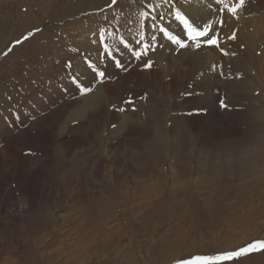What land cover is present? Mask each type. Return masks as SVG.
Returning a JSON list of instances; mask_svg holds the SVG:
<instances>
[{"label": "rangeland", "instance_id": "obj_1", "mask_svg": "<svg viewBox=\"0 0 264 264\" xmlns=\"http://www.w3.org/2000/svg\"><path fill=\"white\" fill-rule=\"evenodd\" d=\"M189 2L202 5L187 11ZM161 3V0H116L114 5L112 0H0V117L23 113L22 110L36 112L35 104L54 94L59 103L68 97L72 98L70 102H79L64 109L65 114L60 110L57 120L53 114L59 105L50 104L41 116L46 115L47 119L39 126L37 122L29 126L35 121L34 116L19 135H9L11 138L7 135L3 140L0 203L7 205V211L30 207V203L34 206L29 213L30 222L7 217V211L0 212V264H184L197 256L217 255L238 250L252 241H264V165H260L263 170L254 173L235 169L220 175L213 173L214 177L205 179L200 172H179L173 178L170 173L161 172L158 185L140 191V186L133 187L132 183L151 182L153 172L146 169L141 175L144 170H139L133 179L129 177L131 174L119 172L118 164L113 163L121 160L124 152H131L128 144L118 146L129 139V134H137V130L132 128L131 133L130 128H123L110 140L107 136L119 128L126 116L129 120L136 114L142 120L135 121L138 125L134 126H143L145 120L154 123L156 119L150 116L158 113L161 117L156 123L163 126L160 134L164 140L172 141L170 131L184 141L187 136L192 147L183 151V155L191 151L194 155V148L203 143L198 138L215 148L217 145L226 148L235 140L241 145L253 143L257 137L264 139V110L256 111L262 118L256 126L246 123V118L250 121L254 118L249 113L252 108L264 102V0H246L235 17L228 12L234 0H222L221 6L216 0H177L172 10L163 9L170 12L163 17L159 15V7H155ZM177 10L195 21L200 30L205 29V21L208 30L214 25L218 46L208 45L203 38L188 40L181 24L170 28L169 24L177 21L173 16ZM146 11H149L147 19L141 15ZM162 27L185 47L170 41L159 31ZM115 28H120L118 35L113 32ZM142 34V43L149 44L151 50L140 61H154L155 51L162 50L186 71V83L170 88L168 93L152 89L150 80L140 93L125 87L117 91L110 108L101 107L99 121L90 122L88 127L87 117L78 120L76 115L83 97L89 96L94 87L90 86L92 91L84 95L80 91L68 95L77 87L72 77L78 82L79 74H83L75 73L78 62L83 61L84 69H89V62L106 69L102 63L98 65L99 60L90 61V57L114 61L112 56L121 48L116 47V39L128 44L126 49L138 48ZM233 34L235 39H228ZM105 44L111 57L105 52ZM197 44L201 46L197 48ZM68 64L71 68L66 67ZM158 64L156 69L164 66L162 61ZM147 71L150 69L145 68L144 72ZM115 81L116 77L111 80ZM204 83L208 88L202 91ZM58 92L62 94L58 96ZM191 96L217 102L220 111L233 113L234 105L239 110V120L226 121L224 126L205 121L198 117L199 108L189 110L183 105V100ZM128 99L133 103L125 104ZM221 100L227 107L221 108ZM65 101L63 106L69 99ZM129 106L138 108L128 113ZM120 107L125 111H118ZM66 114L73 121L67 123L68 130L58 137L56 129L62 126ZM112 115L120 118L119 123L109 126L107 122ZM78 125L86 129L75 137L69 130ZM189 126L195 127L194 130L200 126V136L190 132ZM164 130L168 131L163 134ZM179 138L175 141L173 137V141L178 143ZM65 147L71 148L65 154L67 160L76 158L74 150L93 147L91 163L95 162V166L91 168L98 173L91 172L88 180L79 178L75 184L69 179L61 183L57 173L60 168L55 170L54 166L57 161L54 149ZM141 147L145 149L144 142L137 151ZM213 154L218 157V153ZM171 157L169 152L166 167ZM104 159L110 162L108 166H104ZM41 162L46 165H40ZM111 173L115 175L116 189L105 194L104 180ZM44 191H52L51 203ZM98 195L100 198H96ZM230 264H264V250Z\"/></svg>", "mask_w": 264, "mask_h": 264}, {"label": "bare ground", "instance_id": "obj_2", "mask_svg": "<svg viewBox=\"0 0 264 264\" xmlns=\"http://www.w3.org/2000/svg\"><path fill=\"white\" fill-rule=\"evenodd\" d=\"M176 1L177 0H161L162 3L160 4L158 8L159 15L162 16L163 14L165 15L169 14L170 12L168 13L167 11H164V10L166 9L172 10V6L177 5ZM201 5L202 4L200 3L195 4L193 2H189L190 8H188L187 11H193L194 8H198ZM219 5L221 6L220 3ZM119 22L120 21L115 23L114 26H116ZM169 25H171L170 28H178L177 25H180V23L179 21H176V23H171ZM119 30L120 28H115V30L113 31L115 35H118V33L120 32ZM202 30H206V29H202ZM115 42L118 43L116 47H119L121 45V48H119L117 50V53L112 56L113 58H115L114 61L111 60L112 58L103 59L101 58V56H97L94 58L90 57L91 59L90 61L97 62L99 60L100 63H98V65L100 66V64L102 63L106 67V69L105 68L102 69L103 68L102 66H101L102 67L101 69L97 68V70L103 71L105 73V79L103 81H98L96 78V73L93 72L90 68L84 69L83 61H80V63L78 62L76 66L75 73L76 72L83 73V74H79L81 76H80V79L78 80V83H80L82 87H90V86L94 87L93 91L91 92L89 96L83 97V100L80 103V106H79V109L76 115L78 117V120L79 118L84 119L85 117H87V120L89 122L87 125L88 127L89 125H91L90 122L94 123L95 121H99L101 107L106 106L107 108L108 107L110 108L112 101H114L115 98L117 97V93H118L117 91L124 90L125 87L130 90L132 89L135 90L136 93L138 92L140 93V91H143L145 87H148L147 80H150L152 89L157 90L158 92L164 91L168 93L170 88L182 87L186 83V76H187L186 71L179 65L178 61L171 60L168 56H166L163 53L162 50L157 49L155 51L156 53H155V60L153 61V66L149 68L150 69L149 72L148 71L144 72L145 70L144 64L146 63V61L144 60L140 61V59L137 60L133 58L131 52L129 51L130 48L126 49L125 47V45H127L128 47V44H126L124 41L120 42L119 39H116ZM191 43L192 44L190 45H194L195 42H191ZM116 60H119L122 67L120 68L116 67V64H115ZM159 61H162L164 66L161 65L156 69L157 67L156 64H158ZM112 66L114 67L112 68ZM173 69L175 70L174 73L172 72ZM172 73L174 74L173 77L171 75ZM114 77H116V81L111 82V80ZM133 79H136V82L133 83ZM207 88H208V85L204 83L202 91H204L205 89L207 90ZM63 91L68 92L66 89H64ZM75 91L79 92L78 87H75L72 91H69L68 95L69 96L71 94L73 95V92ZM60 94L62 93L58 92V96ZM56 95L57 94H54L53 96H44L43 98H41L42 101H39L35 104V106L38 108L36 112H33L32 110L25 112V110H22L23 113H20V112L13 113L12 112L13 114L4 115L0 117V155L4 151L1 148V146H2V143L3 144L5 143L3 142V140H5L7 135H8V138L12 137L9 135H13V137H15V135H17L18 132L21 133V131H23L22 129L24 128V126L25 127H29L32 125L34 126L35 122H37L35 124L39 126L42 122L45 121V119H47V117H45L46 115L43 117L41 116L42 114L44 115V113L46 112L45 110L48 105L50 104L59 105V108L57 109L59 111L56 110L55 114H53V115H56L54 119L57 120L60 115V110L61 112L62 111L64 112V109L66 111V109H68V107H70L71 105H74L75 103L77 105L79 104V102H74L75 100L70 102V99L72 100V98L68 97L65 100L69 99V102L63 106L64 102L66 101L63 100L62 102H60L62 104H60L58 102L59 99L55 101L56 99L53 98ZM259 98H257V100H259ZM183 105L186 107V109H189V110H194V108H199V111H201L200 112L201 114H198V117L200 118L202 117L201 119H204L205 121L213 122L220 126H224V124H227L226 121H228V123H231L235 119L237 121L239 120V117H240L239 110L234 105H233V108L231 107V109L234 110L233 113L231 111L230 112L220 111L219 110L220 108L217 105V102L213 100H207L204 98L199 99L195 96H191L187 99H184ZM259 105L260 106L252 108L254 110L249 112L250 114H254V118L253 119L251 118V121L246 118L247 125L250 124V125L256 126V123L262 120V118L258 117V113L256 111L259 108L260 110H264V102H260ZM138 106H136V108H138ZM140 107L141 106H139V108ZM158 107L160 106L158 105ZM136 108L129 106V108H127V112L128 113L134 112V109L136 111ZM153 111L155 112L154 109ZM157 114L158 113L155 112L154 115L151 114L150 116L151 119L152 118L153 120L156 119L154 123H151V120L150 122L145 120L143 123V126H134V125H138L134 123L135 121L140 123V121L142 120V116H141V119H138V116L140 114H136L134 117L133 116L130 117L129 120L126 116V118L122 120V122L120 121V123L118 121L120 118L112 115L110 118L111 120L107 122L109 126L114 125L116 122L119 123V125L117 126L119 128L113 130V132H109L108 134L109 136H107V140H110L111 137H114L115 134H117L119 130H122L123 128L124 130L125 128L127 129L130 128L131 133H132V128H134L135 131L137 130V134L136 133L129 134V136H127V138L129 139L125 141L123 140L122 142H120L121 144H119L118 146V148H120L121 146L128 144V146H130L129 149H131V152H124V154L121 156L122 157L121 160L120 159L115 160V161L113 160V163L116 165L118 164L117 166L119 168H117V170L119 172H121L122 174H125L126 176L131 174V176L129 177L133 179L137 177L138 175L137 173H139V170H142V169L144 170L141 175L146 173L145 172L146 169L147 171L150 170L151 172H153L154 175L152 174L151 175L153 179L155 180L152 179L151 182H149V180L146 181L144 179L145 181H142L138 184L132 183V185L135 184L133 187H136V186L138 187L139 185L140 191H143V190L148 191V189H150L152 186L155 187V185H158L159 184L158 177H160L161 172L163 174L170 173L171 178H173L174 175H176L179 172L180 173L200 172V173H203L202 175H203V178L205 179L208 176L212 177L214 174L220 175L221 173H230V172H233L235 169H240V170L242 169L244 173H250V172L254 173V172L263 170L260 167V165H264V139L260 140V138L257 137L255 138L253 143L250 142V143L241 144V145H239L240 143L235 142L236 141L235 140L231 144L229 143L230 145L228 144L226 148L220 145H217V147L215 148L213 147L214 145L209 146L210 144L209 145L204 144L206 142L203 141L201 138H198L203 143H201L202 145L198 144V146L194 148L195 150L194 155L191 153L192 151L183 155V151L187 149H191L192 147L191 140L186 136L185 141H184L183 139H180L179 136L173 131H170L171 133L169 132L170 138H172V141L164 140L163 138L165 137H162V135L160 134V130L163 126L161 125L160 122L158 124L156 123L157 121L160 120L159 118L161 116ZM14 116H15V119H12V117ZM34 116H36L35 121L33 122V124L29 125L30 119H32ZM70 117L71 115L69 116L66 114V116L64 117V122L62 123V126L60 125L57 127L56 131H57L58 137H61L64 134V131L66 132V130H68L67 123H69L70 120L73 121ZM131 118H133L134 121H132ZM190 118L191 117L189 116V118H185V120L188 121ZM262 122H264V120ZM199 127L200 126H198L196 130H194L195 127L189 126L188 130L192 133H195L196 136H200L201 132L199 130ZM84 128H85L84 126L81 127L78 125V127H73L71 130H69V132L72 133L75 137H78V135L83 132ZM17 129H20V130L17 131ZM167 131L162 132V133L165 134ZM133 134L135 138L132 137ZM234 135L237 136V134H234ZM173 137H175V141L179 138V142L178 143L174 142ZM8 138L6 140H8V142H11ZM131 139H132V143H129V140ZM79 140L80 142H82L81 141L82 139H79ZM141 142L145 143V149H142L141 147L140 151H137V149L141 146ZM70 150L71 148H68V147H65V149H56V148L54 149L55 157L57 160L54 166L56 167L55 170L57 169V167L60 168L59 172L57 173L58 175H60L59 180L61 183H63L66 179L67 180L69 179L70 183L72 182V184H75L77 180H80L79 178L81 179L85 178L84 180H88L89 178L88 176L91 174V172L98 173L95 169L91 168L92 166H95L94 165L95 162H93V165L91 163V161L93 160L92 156L93 154H95L93 147L74 150L75 151L74 155L76 158L72 160H67V158H65V154L70 153ZM169 152L171 153L172 157L169 159L170 163L166 167V161L168 160L167 155ZM130 153L133 155V157H131ZM213 153H218V157H215ZM45 161L46 159L44 160V162ZM44 162H41L40 165L45 166L46 164H44ZM104 162H105L104 166L106 165L108 166L110 163L107 160H105ZM171 169L172 171H170ZM106 177H107V180H104L105 182L107 181L106 188H105V194H107L108 192L111 193L113 192L114 189H116L114 188L116 180H114L113 178L115 177V175L114 174L112 175L111 173L110 176H106ZM186 179H188L189 181V178H186ZM100 181L98 182V185H100L99 184ZM121 181L122 180H120V182ZM89 184L91 183H88V185ZM93 191H96V190H93ZM44 192L48 193L49 197H47V202L51 203L54 197L52 196V191H49V192L44 191ZM122 192L123 191H118L117 193H122ZM61 196H62V192H60L58 195V201L61 199ZM98 197L100 198L99 195L96 196V198ZM0 206H1L0 212L2 214H3V211H7V208H8L6 207L7 205L4 206L3 204L0 203ZM28 206L30 207H27V205H25L20 210L19 209L11 210L12 209L11 208L6 212L7 213L6 216L11 217L16 220H22V221L24 220L27 222L29 217L32 215V214L29 215V213L31 211V208H33L34 205L30 203L28 204Z\"/></svg>", "mask_w": 264, "mask_h": 264}, {"label": "snow or ice", "instance_id": "obj_3", "mask_svg": "<svg viewBox=\"0 0 264 264\" xmlns=\"http://www.w3.org/2000/svg\"><path fill=\"white\" fill-rule=\"evenodd\" d=\"M222 0H216V3L219 4L221 3ZM246 0H234L233 6L228 8V12L235 17L237 11L245 6ZM116 3V0H112V4L114 5ZM160 5H156L155 7H159ZM152 8H149V11H152ZM149 11L141 13V15L147 19ZM174 19L179 21L181 25H183V28L186 32L187 38L190 41H195L198 38H203L207 41V44L212 46L216 45L218 46V37L215 35V26H211L210 30H208V25L207 22H204L205 29L206 30H200L198 26H196L195 21H190L188 17H186L182 12L180 11H175L173 13ZM221 25H223V21L220 22ZM161 33H163L170 41H172L175 44H178L181 48L185 47L183 43H181L179 40H177L175 37L171 36L165 29L162 27L159 29ZM31 35V33H29ZM28 36L25 37L27 39ZM155 37H153V40ZM228 39H235V34L232 36L228 37ZM143 41V34L141 35V41L138 42L139 47L138 48H131L130 52L132 56L139 60L144 56L148 55V52L151 50L149 44H144L142 43ZM101 42L103 43V33H101ZM201 45L197 44L196 47L199 48ZM105 52L111 57V53L108 51V45L105 44ZM127 47V45H125ZM154 47V46H153ZM116 67L120 68L122 65L120 64L119 60L115 61ZM153 66V61L148 60L145 64L144 67L151 68ZM66 67L71 68V65L68 64ZM88 67L96 73V78L98 81H103L105 79V73L103 71L97 70L95 66H93L90 62L88 63ZM72 83L76 84L78 87L80 93L82 95L87 94L88 92L92 91L91 87H82L78 82L76 77H72ZM142 99L144 97H141ZM133 101L131 99H128L125 101V104H132ZM220 106L221 108L227 107L225 102L223 100L220 101ZM118 111H125V108L120 107L117 109ZM258 250H264V241H252L248 243L246 246L239 248L238 250H232V251H227L223 252L221 254L217 255H205V256H197L194 261L190 262H184V264H230V262L237 261L239 258L246 256L247 254L258 251Z\"/></svg>", "mask_w": 264, "mask_h": 264}, {"label": "water", "instance_id": "obj_4", "mask_svg": "<svg viewBox=\"0 0 264 264\" xmlns=\"http://www.w3.org/2000/svg\"><path fill=\"white\" fill-rule=\"evenodd\" d=\"M254 252H256V251H254ZM254 252H251V253H254ZM251 253H249V254H251ZM248 255V254H247Z\"/></svg>", "mask_w": 264, "mask_h": 264}]
</instances>
